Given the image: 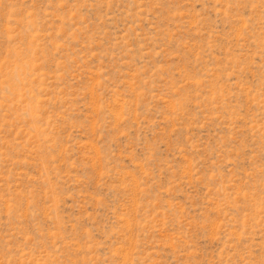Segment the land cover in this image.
Here are the masks:
<instances>
[{
	"label": "rangeland",
	"instance_id": "1",
	"mask_svg": "<svg viewBox=\"0 0 264 264\" xmlns=\"http://www.w3.org/2000/svg\"><path fill=\"white\" fill-rule=\"evenodd\" d=\"M0 264H264V0H0Z\"/></svg>",
	"mask_w": 264,
	"mask_h": 264
}]
</instances>
